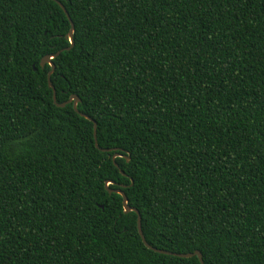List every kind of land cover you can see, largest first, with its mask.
<instances>
[{
    "label": "trees",
    "instance_id": "16d2710c",
    "mask_svg": "<svg viewBox=\"0 0 264 264\" xmlns=\"http://www.w3.org/2000/svg\"><path fill=\"white\" fill-rule=\"evenodd\" d=\"M56 1L79 113L63 10L0 0V264H200L108 181L152 248L264 264V0Z\"/></svg>",
    "mask_w": 264,
    "mask_h": 264
},
{
    "label": "water",
    "instance_id": "95a60500",
    "mask_svg": "<svg viewBox=\"0 0 264 264\" xmlns=\"http://www.w3.org/2000/svg\"><path fill=\"white\" fill-rule=\"evenodd\" d=\"M52 1H55L59 6L60 8L63 10V12L65 13L66 17L68 18V20L70 21V18H69V15L65 9V7L58 1L56 0H52ZM70 24H71V29L70 31L68 32V40L70 42V46L66 49H63V50H60L58 51L56 54L54 55H47L45 56L44 58H42V60L40 61V66L41 68H44L45 65H50L51 66V70L50 72L47 74V82H48V87L52 90V98H53V102L56 106L60 107V108H63L65 107L66 105L72 103L73 105V109L75 110V112L79 113L78 110H77V104L80 102V99L78 98V96L76 95H72L68 101L62 103V104H58L56 102V94H55V90H54V87L51 83V80H50V77L52 75V73L54 72V64L52 63V59L57 57L62 51H69L73 45H74V42H73V24L72 22L70 21ZM81 116H83L85 119L91 121L93 123V126H94V137H95V140H96V136H95V133H96V123L88 116L84 115V114H80ZM97 146V145H96ZM103 151H109V150H103ZM120 155L116 154L113 156V162H114V159L116 157H119ZM127 160H129V158L127 157ZM117 166V165H116ZM112 184L110 181L106 182L105 184V187H106V190L108 191L109 194H112V193H116L118 195H120L122 197V205H123V208H124V213L125 214H128L130 212H134L136 215H137V229H138V234L140 235L141 237V240L144 244V246L154 252H157V253H161V254H166V255H172V256H177V257H180V258H191L193 256H196L200 262V264H204L203 263V260H202V256L200 254V252L196 251L192 254H174V253H171V252H167V251H162V250H158L156 248H152L150 245H148V243L145 241V238L143 236V233H142V230H141V222H140V215L138 213V211L130 206L127 205V198H126V195L124 194L123 191L121 190H110L108 188V186ZM131 184H132V181H131Z\"/></svg>",
    "mask_w": 264,
    "mask_h": 264
},
{
    "label": "snow or ice",
    "instance_id": "6c2138e0",
    "mask_svg": "<svg viewBox=\"0 0 264 264\" xmlns=\"http://www.w3.org/2000/svg\"><path fill=\"white\" fill-rule=\"evenodd\" d=\"M71 42V41H70Z\"/></svg>",
    "mask_w": 264,
    "mask_h": 264
}]
</instances>
